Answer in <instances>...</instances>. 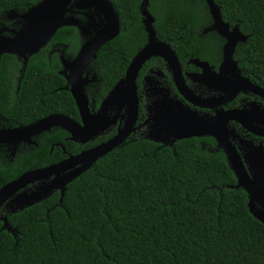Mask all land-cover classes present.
I'll use <instances>...</instances> for the list:
<instances>
[{
    "label": "trees",
    "instance_id": "16d2710c",
    "mask_svg": "<svg viewBox=\"0 0 264 264\" xmlns=\"http://www.w3.org/2000/svg\"><path fill=\"white\" fill-rule=\"evenodd\" d=\"M42 1L0 0V31L18 29L9 15L26 13ZM110 1L122 28L90 66L99 82L89 92L99 101L147 41L142 0ZM214 1L222 17L249 35L235 59L247 78L264 87V0ZM149 12L159 39L179 58L219 39L202 35L212 20L205 0H150ZM81 44L78 29L65 25L20 74V60L0 56V113L6 127L52 114L79 120L74 99L64 90L57 50L73 58ZM67 136L54 128L35 139L37 146L20 145L11 157L2 147L0 189L27 171L59 162L61 149L50 154L54 143L77 153ZM201 142L184 139L169 147L128 140L70 183L62 203L56 192L23 211L2 212L14 233L0 222V264H264V224L250 213L247 193L236 188L224 153L215 151L213 141V149Z\"/></svg>",
    "mask_w": 264,
    "mask_h": 264
},
{
    "label": "water",
    "instance_id": "95a60500",
    "mask_svg": "<svg viewBox=\"0 0 264 264\" xmlns=\"http://www.w3.org/2000/svg\"><path fill=\"white\" fill-rule=\"evenodd\" d=\"M205 1L214 22L213 28L227 39L224 49V61L221 65L220 73L217 75L219 86H216V89L223 92L224 95L220 99L207 102L209 103L208 105L196 101L193 102L199 106L216 108L229 103L242 91H250L264 98V88L253 84L249 79L243 77L237 63L233 60L237 44L240 41H246L247 38L239 32L238 28L230 32L229 25L224 23L221 9L215 1ZM73 2L76 7L85 6L88 9H94L103 19L102 27L89 41L83 44L74 60L67 61L62 58L65 73H68L66 76L67 84L79 109L82 125L63 115L53 114L27 126L0 130V146L7 145L14 153L20 144L32 145L34 137L50 132L52 128H61L67 131L74 142L87 143L96 137L100 131L104 130L106 125L115 123L116 117L113 120L107 118L109 117L107 111L114 109L126 112L124 116L126 118L125 124L118 134L106 143L81 152L76 156H70L57 164L28 171L4 185L0 189V222H3V229L11 233H14V231L9 226L7 216L1 215L3 210H6L7 214L23 211L25 208L49 198L56 192L60 193V203H62L66 188L70 183L127 141L138 120L137 78L143 65L152 57L160 56L167 60L174 73L179 91L187 99L192 100L189 97L191 92L186 88L182 80L175 52L167 43L159 41L157 38L153 26L155 19L149 12L150 0H142L140 5L143 25L148 34V43L134 57L128 66L125 77L115 85L97 114H91L90 112L85 86L91 80H89L88 76L83 77V74L89 64L97 58L100 49L116 39L120 34L119 15L110 0H43L21 17L27 25L14 32V37L7 36L3 31H0V54L15 55L19 58H24L25 61H27V56L37 54L47 46L58 29L66 25L67 22L64 21V17L68 12L69 5ZM228 72L231 76L234 74L236 78L230 85L225 83L226 80L223 77ZM175 106L173 104L171 107L175 109ZM177 107V115H175L172 108H168L163 116L160 113L164 110L160 109L158 111L157 116H159L157 119H161L163 128L166 132H171V137L168 138L169 141L167 143L164 140L155 139V141L164 143L166 146H172L176 141L192 137L213 136L225 153L227 162L236 176V188L243 189L247 193L250 213L264 224V148H255L243 161L229 140H227V132L224 129V125L227 121L234 120L243 124L246 129L256 135L264 136V132L258 128L246 125L242 120L244 115L241 112L222 113L216 120V124L211 125L187 109L181 106ZM185 115L191 121H184L183 116ZM173 136L174 139L172 138ZM150 140H153V138ZM35 184L37 186L34 190H31V192L26 190L28 186Z\"/></svg>",
    "mask_w": 264,
    "mask_h": 264
},
{
    "label": "flooded vegetation",
    "instance_id": "af4514ba",
    "mask_svg": "<svg viewBox=\"0 0 264 264\" xmlns=\"http://www.w3.org/2000/svg\"><path fill=\"white\" fill-rule=\"evenodd\" d=\"M24 14L25 13H21V14L14 13V16H13V13H12L9 15L10 20L13 22L12 24H15V26H19V28L18 29L13 28V29H9V30L6 28L5 29V32H6L5 35L10 36V37H14L15 36L14 32L18 31L19 29H21L22 27L27 25V23L25 21H23L21 18ZM154 19H155V22H154L153 26L155 29L156 18L154 17ZM222 19H223L225 24L229 25V31L230 32H232L235 28H238L239 32L244 37L247 38L246 41H240L237 44L235 51H234V54H233V60L237 63V66L241 72V75L243 77L247 78L242 73L241 69L239 68V63L235 59V52H236V49L240 43H246L248 41L249 35L244 34L240 30V27L238 24H232L231 21H229L228 19H226L224 17H222ZM119 20H120V17H119ZM64 21L67 22L66 25L75 26L78 29L79 35L82 39L81 47L83 46L84 43L89 41L103 25L102 17L100 15H98V13L94 9H91V8L88 9L85 6L80 7V8L76 7L74 2L69 5L68 12L66 13V15L64 17ZM142 24H143V17H142ZM213 25H214V22H213V20H211V23L209 25L203 27L202 35H206L207 37H211V38H214V36L217 35L219 37V39L217 40V42H215V45L202 49L203 52L200 51L201 49H199V47H192L191 48L192 52L191 51L187 52V53L183 54L182 57H180V58L177 55L176 51L167 42L159 39L157 31L155 29L158 40L162 41L164 43H167L172 48V50L175 52L177 59H178V62H179L182 80H183L184 84L186 85V88L191 92L189 97L192 100L187 99L179 91V89L176 85L174 73H173L172 69L170 68V65L167 62V60L165 58L160 57V56L152 57L150 60H148L143 65V67L139 73V76L137 78V95H138V100H139L138 120H137V123L134 127L133 132L131 133V135L129 136L127 141L128 140H135V139H146L148 141L155 142V143L159 144L160 146H166V145H164V143L155 141V139L160 140V141L164 140V142L167 143L169 141L168 138L171 137L170 136L171 132L165 131V129L163 128V124H161V119H159V120L157 119L159 116V115L157 116V114H158V111H160V109H163L164 111H162L160 113V115L163 116L168 108H172L171 106H173V104L176 105L174 107L175 109L172 108V110L175 112V115H177V108H178L177 106H181V107L187 109L188 111L196 114L197 117L202 118L203 121L209 122V124H211V125L216 124V120L219 118V116L222 113L233 112V111L241 112L244 115V119L242 118V120L246 123V125L252 126L254 128H258L264 132V98L254 94L250 91L239 92L229 103H227L223 106H220V107H216V108H207L204 106H199L193 102V101H196L198 103L200 102L201 104L208 105L209 103H207V102H211L213 100L220 99L224 95L223 92L218 91L216 89V86L217 87L219 86V80H218L217 75L220 73V68H221V65L224 61V49H225V46L227 43V39L225 37H223L221 34H219V32L213 28ZM63 26H65V25H63ZM143 27H144V25H143ZM121 28L122 27H121V21H120V33H121ZM144 30H145V27H144ZM145 33H146V31H145ZM210 35H212V36H210ZM146 39H147V41H146L145 45L141 49H139L138 52L140 50H142L148 43V34L147 33H146ZM81 47H80V49H81ZM101 49H100V51H101ZM100 51H99V53H100ZM199 51H200V55L196 56L194 53L199 54ZM57 53L59 54L60 61L62 64V58H65L67 61H72L76 58L79 51L73 58H66L64 50H60V51L57 50ZM137 53L134 55V57L137 55ZM191 53H192V55H191ZM98 54H97V57H98ZM2 55L3 54H0V56H2ZM13 56H15V55H13ZM15 57L18 60H20V62L22 64V68H20L18 70V72L20 74L25 70V68L28 64V60L31 56H27V61H25L24 58H19L18 56H15ZM134 57L131 59L130 63L132 62ZM96 59L93 60L92 62L96 61ZM92 62L89 64L88 68L84 71L83 77L88 76L89 80H91L85 86V94L89 100V108H90L91 114H97L99 112V110L101 109V106H102L104 100L108 97V95L110 94V92L112 91V89L115 86L100 101H99V98L97 100V99L91 97V95H90L91 93L89 92L90 89H95L96 84L99 82L97 73H95V72L93 73V71L91 70L90 66H91ZM127 69H128V67H127ZM60 73L63 75V77L65 78V81H66V86H65L64 90L69 91L71 93L70 87L67 84V79H66V76L68 75V73H65V68L63 67V64H62V70ZM125 75H126V73H125ZM125 75H124V77H125ZM223 77L226 80L225 83L228 85H230L231 82L236 80L234 74H233V76H231L229 72ZM122 79H120V80H122ZM247 79H249V78H247ZM253 84H255V83H253ZM255 85H257V84H255ZM262 88H264V87H262ZM71 95H72V93H71ZM72 97H73V95H72ZM74 102H75V99H74ZM202 102H204V103H202ZM75 104H76V102H75ZM76 107H77V105H76ZM77 110H78L79 120L70 119L68 117L67 118L78 123L79 125H82V120H81V116H80V112H79L78 107H77ZM107 114H109V117H107V118H109L110 120H113V118L116 117L115 123H111L110 125H106L104 130L100 131L96 137H94L92 140H90L87 143H77V142L72 141L71 135L66 131L69 134V136L65 137V142L69 145L72 143L74 145H76V149L78 150L77 153L69 152L66 149V147L64 146V144H62L61 142H57V143H54L52 145L50 154L53 153L55 148L61 149V151H62L61 153L63 156V158L59 161V162H61V161L68 159L70 156H76V155L80 154L81 152L89 150V149L96 147L100 144L106 143L107 141H109L110 139L115 137L118 134L119 130L124 127L125 119H126L124 116H125L126 112L124 110L118 111V110L114 109V110L107 111ZM183 118H184V121H187V120L191 121V119L188 118L186 115L183 116ZM5 121H6V117L0 113V130L22 127V126L6 127ZM33 123H35V122H33ZM33 123H30V124H33ZM23 126H27V125H23ZM52 129H54V128H52ZM52 129H51V131H52ZM224 129L227 132V134H226L227 140H229V142L235 148V150L238 152L240 158L243 161L246 160V157L250 153H252V151L255 150V148H259V147L264 148V136H260V135H256V134L252 133L251 131L246 129L243 126V124H241L240 122H237L234 120H229L224 125ZM50 132H45V133H50ZM42 134H44V133H42ZM41 135H38V136L33 138L34 142L32 145L37 146V142L35 139H37V137H39ZM151 138H153V140H150ZM172 138L174 139V136ZM192 138L202 140L201 145L205 148H208V149H213L211 142H210V141H213L216 144V146L214 147L215 151L221 150L223 152V150L219 147L217 140L213 136H201V137H192ZM192 138H189V139H192ZM177 142L178 141H176L175 143H177ZM20 145H28V144L22 143ZM173 145L169 146V147H173ZM28 146H31V145H28ZM2 147H5L7 154L10 157L14 156L16 151H17V149H16V151L14 153H12V151L9 149V147L7 145H1L0 149ZM224 155H225V153H224ZM226 159H227V157H226ZM59 162H57V163H59ZM57 163H54V164H57ZM45 167H47V166H45ZM36 186H37V184L30 185L26 188V190L31 192V190H34ZM2 212L6 213V210H3ZM1 215H4V214L1 213Z\"/></svg>",
    "mask_w": 264,
    "mask_h": 264
}]
</instances>
